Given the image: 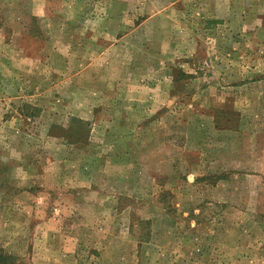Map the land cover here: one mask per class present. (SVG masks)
<instances>
[{
	"label": "rangeland",
	"instance_id": "rangeland-1",
	"mask_svg": "<svg viewBox=\"0 0 264 264\" xmlns=\"http://www.w3.org/2000/svg\"><path fill=\"white\" fill-rule=\"evenodd\" d=\"M61 1L79 7L59 12L50 1L47 21L30 16L25 0H0V38L29 23L19 46L34 65L30 72L29 62L13 61L12 73L0 43V251L21 264H61V246L76 234L81 255L96 264H264V7L246 4L210 30L194 13L192 47L176 54L184 67L143 83L171 88L173 104L163 96L124 133L112 119L125 111L106 108L121 98L122 80L99 99L95 124L70 121L95 97L74 92L85 77L61 69L74 52L44 62L49 29L40 26L59 22L72 37L79 15L85 29L92 18L98 42L118 29L102 23L106 0ZM192 1L198 9L208 0ZM160 63L169 64L147 66Z\"/></svg>",
	"mask_w": 264,
	"mask_h": 264
},
{
	"label": "crops",
	"instance_id": "crops-1",
	"mask_svg": "<svg viewBox=\"0 0 264 264\" xmlns=\"http://www.w3.org/2000/svg\"><path fill=\"white\" fill-rule=\"evenodd\" d=\"M50 1H54L58 5L59 12L67 10V7L71 9L79 7L74 3L62 2L61 0H25V5L27 4L29 7L30 16L35 19L44 18L49 21L48 17L51 15L52 9ZM193 3L192 0H106L104 6L106 11L104 14L105 20L102 23L105 24L106 29L108 27L116 28L118 32L115 35L106 33V38L102 39L101 42H98L100 39L97 36L100 29L95 28L99 24L94 26L91 22L92 18L89 19L88 29H85V22L88 21L83 22L81 15H79V19L77 17V20L73 23L74 35L72 37L67 34L65 25L62 31L59 22L57 26L55 22H49L50 25L52 24L49 26L48 22L45 21V26H40L43 32L45 29H49V33H43L41 39L44 62L47 63L51 54L56 51L63 54L74 52L73 65H69V62H67V65L63 66L62 61L61 69L72 70L75 72L74 76L77 79L85 77V85L77 86L74 92H89L93 95L92 97H95L92 99L93 102L86 106L83 104L75 106L79 116H73L70 121L77 119L85 125H92V121L95 124L96 110L101 105L99 99L103 96L106 97L109 93L112 94L118 87L117 81L122 80L121 98L112 96L114 99L109 100L106 108L124 110V115L121 117L113 116L112 121L121 123L124 133H131L130 126L136 125L145 115H148V112H153L150 110L163 105L161 104L163 96H166L164 102L167 101L163 102L164 105L173 104L171 100L173 91L171 88L167 90L166 94L161 92L160 82L158 85L148 88H145L143 83L149 74L161 76L167 73L168 77H172V70L179 69V64L184 67V61L187 60L179 61L176 54L185 52L187 55V50L192 47V40H190L189 35L190 30L193 28V21L191 20L194 19L192 16L194 13H199V16L205 17V19L200 17L201 23L202 21L204 23L202 28L210 30L216 26H222L224 22L232 21L237 13L242 12V8L246 4L252 8V11H258L260 7H264V0H208L199 5L198 9ZM195 7L197 10H194ZM7 27L12 29L11 36L8 41L5 37L0 38L1 53L11 52L13 57L12 64H9L7 59L3 58V66L8 67L12 73H16L17 64H14V62L22 59L26 63L29 62L27 65H29V71L31 72L34 67L33 59L30 56L27 58L19 46L22 38H27L30 35L29 23L21 25L22 31H19L17 27ZM183 29L185 35H182ZM84 30H88L89 33L84 35ZM51 34L54 36L51 37ZM154 44L157 46V52H154L152 48L148 49L150 45L152 47ZM161 46H163V49ZM168 53L175 54V58L172 59L171 56L167 58ZM233 57L236 58V55H233ZM61 58L64 59L65 57L61 55ZM162 60L169 63L168 67L161 66L160 63L158 70H150L147 66V61L161 62ZM181 71L179 75L188 79V74H183L185 70ZM92 77L96 78L91 79ZM97 78L100 80L98 85L102 86L97 87ZM163 89L166 88L163 87ZM148 92L151 94L150 99L146 97ZM189 93L191 94V92ZM79 107L81 108L79 109ZM81 113H88L90 117L83 118ZM90 136L92 134L89 135V139ZM75 236L76 234L72 237L68 236L67 241L71 244H68V249L62 251L63 247L61 246V264H96L94 258L87 260L81 255L82 252L76 244ZM87 254H92L91 250Z\"/></svg>",
	"mask_w": 264,
	"mask_h": 264
},
{
	"label": "trees",
	"instance_id": "trees-1",
	"mask_svg": "<svg viewBox=\"0 0 264 264\" xmlns=\"http://www.w3.org/2000/svg\"><path fill=\"white\" fill-rule=\"evenodd\" d=\"M72 121L77 124V125H84L82 122H80L77 119H72ZM224 178H219V180H222ZM264 218V215H263ZM0 264H21L18 260H16V257L11 256L9 254H4L3 252L0 251Z\"/></svg>",
	"mask_w": 264,
	"mask_h": 264
}]
</instances>
